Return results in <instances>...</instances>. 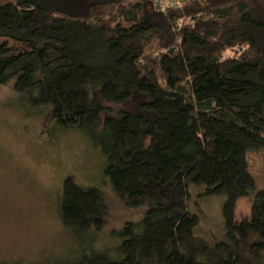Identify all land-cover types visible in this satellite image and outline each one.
<instances>
[{"label": "trees", "instance_id": "16d2710c", "mask_svg": "<svg viewBox=\"0 0 264 264\" xmlns=\"http://www.w3.org/2000/svg\"><path fill=\"white\" fill-rule=\"evenodd\" d=\"M11 79L44 107L43 132L83 130L114 194L145 206L113 253L90 248L73 264H264V187L237 213L255 189L250 155L264 173V0L165 12L156 0H0V84ZM134 91L149 96L139 112H110ZM197 192L224 196L217 235L197 232L185 205ZM103 208L98 188L64 178V226L98 228Z\"/></svg>", "mask_w": 264, "mask_h": 264}, {"label": "rangeland", "instance_id": "374dc122", "mask_svg": "<svg viewBox=\"0 0 264 264\" xmlns=\"http://www.w3.org/2000/svg\"><path fill=\"white\" fill-rule=\"evenodd\" d=\"M12 83L0 84V263L73 264L90 248L113 253L122 239L120 230L140 220L145 206H127L114 194L104 174L105 155L83 130L53 124L49 133L43 132L44 107L29 105ZM147 101L145 92L134 91L125 101L110 103V112L137 113ZM249 160L255 189L237 205V213L245 215L254 192L264 187L262 161L253 154ZM67 175L101 191L103 223L98 228L93 224L82 233L62 224L58 195ZM199 194L185 205L201 216L198 233L217 235L224 196Z\"/></svg>", "mask_w": 264, "mask_h": 264}, {"label": "built area", "instance_id": "2783aa9c", "mask_svg": "<svg viewBox=\"0 0 264 264\" xmlns=\"http://www.w3.org/2000/svg\"><path fill=\"white\" fill-rule=\"evenodd\" d=\"M158 8L165 12L168 7H179L186 0H156Z\"/></svg>", "mask_w": 264, "mask_h": 264}]
</instances>
